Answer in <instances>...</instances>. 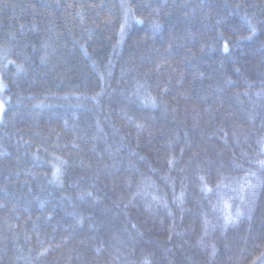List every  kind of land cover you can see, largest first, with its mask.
Segmentation results:
<instances>
[{
	"label": "trees",
	"instance_id": "obj_1",
	"mask_svg": "<svg viewBox=\"0 0 264 264\" xmlns=\"http://www.w3.org/2000/svg\"><path fill=\"white\" fill-rule=\"evenodd\" d=\"M0 82V264H264V0H0Z\"/></svg>",
	"mask_w": 264,
	"mask_h": 264
},
{
	"label": "snow or ice",
	"instance_id": "obj_2",
	"mask_svg": "<svg viewBox=\"0 0 264 264\" xmlns=\"http://www.w3.org/2000/svg\"><path fill=\"white\" fill-rule=\"evenodd\" d=\"M129 11H130V9H129ZM125 17L127 19V12L125 13ZM138 22H142V21H138ZM155 27L158 28L159 27V24H156ZM249 28H250V31H251V34L252 35H254L257 32V28L254 25L251 24V21H249ZM123 29H124V25L122 24L121 25V31H123ZM246 38L247 39H251V35L248 36V37H246ZM224 50L225 51L228 50L227 42H225ZM9 62L10 63H14V61H9ZM17 67H18L19 70H21V71L23 70L22 69V66H17ZM3 87H4L3 83L0 82V88H3ZM3 110H4V103H3V101H0V112H3ZM137 127L138 128H141L142 125H137ZM168 163L171 165L173 163V160L170 159L168 161ZM258 163H260L261 165H264V160H260V161H258ZM59 171H60V169L57 168L56 171L53 173V175L56 176L59 173ZM248 175L249 176H252V177H256V173H254V172H251ZM203 179L204 178L201 177V180L202 181H203ZM256 179L258 180V184H252L250 182L248 183V188L251 190L253 196L256 195V191L255 190L257 189V187H259L261 185H264V180H261L259 177H256ZM217 187H219V185H217ZM204 188L207 191H212V189L211 188H208L206 184L204 185ZM136 194H139V193H136ZM89 195H91V193H89ZM153 199H159V198L154 196ZM225 207H228V205L225 204ZM241 215H243V212L241 211L240 208H237L236 215L235 216H232L231 214H228L227 216H225V218H224L225 219V226H227L228 224H231V223H235L239 219V217Z\"/></svg>",
	"mask_w": 264,
	"mask_h": 264
},
{
	"label": "rangeland",
	"instance_id": "obj_3",
	"mask_svg": "<svg viewBox=\"0 0 264 264\" xmlns=\"http://www.w3.org/2000/svg\"><path fill=\"white\" fill-rule=\"evenodd\" d=\"M0 101H2V100H0ZM3 103H6V100H4ZM4 106H5V104H4Z\"/></svg>",
	"mask_w": 264,
	"mask_h": 264
}]
</instances>
